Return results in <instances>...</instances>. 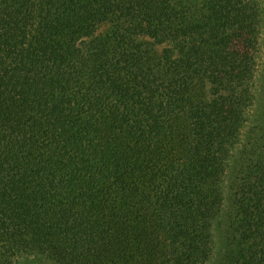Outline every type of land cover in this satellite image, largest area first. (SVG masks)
<instances>
[{
  "label": "trees",
  "instance_id": "obj_1",
  "mask_svg": "<svg viewBox=\"0 0 264 264\" xmlns=\"http://www.w3.org/2000/svg\"><path fill=\"white\" fill-rule=\"evenodd\" d=\"M200 1L0 0V264H204L226 181L216 264H264L259 6Z\"/></svg>",
  "mask_w": 264,
  "mask_h": 264
},
{
  "label": "rangeland",
  "instance_id": "obj_2",
  "mask_svg": "<svg viewBox=\"0 0 264 264\" xmlns=\"http://www.w3.org/2000/svg\"><path fill=\"white\" fill-rule=\"evenodd\" d=\"M200 1V0H194ZM246 0H226L225 7L228 8V6H233V2H245ZM250 2H257L259 6L260 11V17L261 21L259 23L258 27V45L256 48L250 49V56L253 59V87H252V97L250 101V105L246 107L244 115L247 117V119L244 121V125L240 128V134L238 136V140H242V144L245 143V141L248 139L255 140L258 137L259 132L256 131L258 129L264 128V0H249ZM201 2V1H200ZM227 15L229 18L231 16V13L227 11ZM260 127V128H259ZM256 129V130H254ZM258 134H257V133ZM260 139V137H259ZM242 145H238L236 152H234V156L230 160V167L233 166V164H237V159L241 158L239 155V149L241 150ZM232 169V168H231ZM227 181L224 183V195H223V201H222V207L223 211L221 212L222 216L220 217V225H216L214 227V246L213 248V255H210L209 259L204 262V264H216L217 261L220 258L221 255V249L224 247L225 242V236L223 229L226 227L227 219L225 216L228 217L229 209L232 203V195L230 189H228ZM225 226V227H224ZM224 237V238H223ZM216 252V253H215Z\"/></svg>",
  "mask_w": 264,
  "mask_h": 264
}]
</instances>
